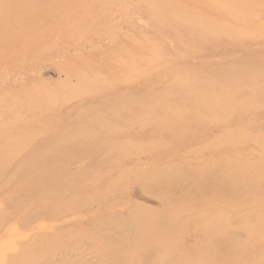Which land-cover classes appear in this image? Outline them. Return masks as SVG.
I'll return each mask as SVG.
<instances>
[{
	"label": "rangeland",
	"instance_id": "1",
	"mask_svg": "<svg viewBox=\"0 0 264 264\" xmlns=\"http://www.w3.org/2000/svg\"><path fill=\"white\" fill-rule=\"evenodd\" d=\"M263 41L264 0H0L4 243L27 264L180 262L124 252L113 216L264 208ZM258 229L186 264H264Z\"/></svg>",
	"mask_w": 264,
	"mask_h": 264
},
{
	"label": "bare ground",
	"instance_id": "2",
	"mask_svg": "<svg viewBox=\"0 0 264 264\" xmlns=\"http://www.w3.org/2000/svg\"><path fill=\"white\" fill-rule=\"evenodd\" d=\"M236 157L240 159L241 163L245 162L247 164H251L249 163V161L251 160H243V156ZM221 160L223 161L224 159ZM226 160L227 159H225V161ZM256 180H258V178H256ZM213 186L214 184L212 185V187ZM216 192L217 197L215 198V200L221 202L223 196L219 194V190H216ZM227 193H230L233 197H237L244 192L241 189H237L235 191ZM252 196H254V194H252ZM234 204V207L238 208H190L189 210H187L184 216H176L174 221V218H171L167 215V210L166 212L162 210L161 212H159V214H157L158 212H150V209L137 208L139 210L144 209L145 211H139L136 214L130 213L132 215H129L128 219L122 218L121 221L118 216H113V219L115 218L116 221L119 222L114 224L113 227L115 228V230L118 231V237L121 238V240L127 239L130 242V245L124 249V252H133L136 251L137 248H140L147 252V261H152L153 255H157L159 253L157 251L159 248L150 244L156 241L162 243V246L160 248L166 247L172 250L174 249L182 257V260L180 262H178L176 259L167 260V258L162 264H186L187 257L190 256L192 253L191 250L187 248V244L195 241H199L204 246H207L212 249V251H210V254L213 257L212 259L215 260L216 258V260H223L222 258H225V256H220V253L222 251L226 253L229 250H233L232 255L239 252H243L241 245H243V237L247 236V232H245L247 226H256L257 228H259L258 233H260V230H264V208H244L247 206L246 204ZM151 216H154L155 218L157 217L159 219V225L161 227L155 230H150L148 232H142L139 230L135 231L130 228V224L133 223L134 225H141L147 218H150ZM184 223H186V225H184ZM9 230L6 229L4 232L0 231V264H27L25 261L19 260V255L17 253L18 249H16L18 243H14L16 246L13 243H4L3 239L7 238L8 234L10 233ZM186 238H188L187 243L185 242ZM255 254L256 256L260 257L264 256V243L263 246H259ZM100 255L101 259H104L105 256H109V253H107V255ZM137 261H139L141 264L146 263L145 261L143 262V260L139 259H137Z\"/></svg>",
	"mask_w": 264,
	"mask_h": 264
}]
</instances>
